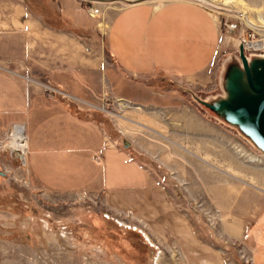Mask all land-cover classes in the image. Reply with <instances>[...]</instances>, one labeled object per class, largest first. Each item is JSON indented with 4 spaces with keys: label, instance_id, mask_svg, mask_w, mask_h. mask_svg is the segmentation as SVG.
<instances>
[{
    "label": "crops",
    "instance_id": "obj_1",
    "mask_svg": "<svg viewBox=\"0 0 264 264\" xmlns=\"http://www.w3.org/2000/svg\"><path fill=\"white\" fill-rule=\"evenodd\" d=\"M113 9L105 33V49L110 62L125 77L117 80L105 75V87L116 98L144 104L146 82L160 77L176 78L203 89L212 80L220 51L233 47L231 36L218 20L196 2L146 1ZM34 30L40 33L35 35ZM74 38L80 37L43 19L34 23L26 4L15 1L0 7L1 140L15 126H23L27 171L33 185L45 194L131 196L129 207L143 222L140 232L159 249L154 264H219L218 260H209L210 247H204V233L192 220L194 195H202L207 202L229 210L226 214L232 217L252 216L264 204L263 183L258 182L259 190L252 188L250 182L244 183L256 190L253 191L226 180L222 168L233 170L241 165L234 159L235 137L197 114H185L190 125L185 126L184 132L204 139L200 153L204 164H192L184 157L186 173L170 167L178 175L176 181L184 185V195L166 189L163 174L151 172L142 156L144 153L162 164L158 150L148 149L135 140L128 142L137 154L124 146L121 150L95 114L71 110L60 103L62 100L37 91L47 84L68 99L94 102V91L101 81L96 79L95 68L80 66V55L69 53L76 46ZM121 106L127 107L125 103ZM192 121L200 127L195 133ZM171 153L172 157L177 155L173 150ZM227 154L230 160H226ZM247 165L244 170L253 169L257 180V164ZM187 171L190 175L195 172L194 178H189ZM260 176L264 182V170ZM228 178L242 182L234 175ZM193 181L198 189L193 188ZM226 184L230 190H226ZM227 193L230 195L225 204ZM241 230L237 224L233 229L236 236H240ZM259 259L264 261L263 256Z\"/></svg>",
    "mask_w": 264,
    "mask_h": 264
},
{
    "label": "rangeland",
    "instance_id": "obj_2",
    "mask_svg": "<svg viewBox=\"0 0 264 264\" xmlns=\"http://www.w3.org/2000/svg\"><path fill=\"white\" fill-rule=\"evenodd\" d=\"M15 1L26 4L28 10L32 11L34 23L43 19L50 25L78 34L80 38H74L76 46L70 48L69 53L80 55V66L95 68L96 79L101 81V85L98 83L94 91L93 103H83L71 97L68 99L60 90L47 84L37 91L62 100L60 103L71 110L95 114L103 126L108 127L121 150L123 141L129 140L143 143L148 149L158 150L156 152L162 164L152 161L149 155L142 153V156L149 163L145 165L151 172L155 175L163 174L166 189H175L178 194L184 195V185L176 181L178 175L172 170L176 167L181 174L186 173L184 157L192 160V164H204L200 160L201 150H204L201 141L204 142V139L184 132L185 126L190 125V122L185 121V114L190 113L224 128L235 137L237 157L234 156V159L241 165L233 170L222 168L227 181L236 187L240 185L256 190L261 186L258 182L264 184L260 179V171L264 170V156L235 130L213 118L196 101L223 96L220 69L230 59L238 60V48L243 40L247 44L260 45L259 51L244 49L248 58L264 56V0H201L208 5L198 2L221 22L238 24L235 30L224 28L232 38L233 47H225L220 51L209 86L198 89L176 78H156V81L146 82L142 95L144 104L116 98L105 87V75L107 79L113 77L121 80L125 77L113 66L106 53L104 39L108 21L114 12L113 8L131 3L0 0V7ZM156 1L169 0L154 2ZM95 9L99 10L96 16L92 15ZM62 16L72 21L64 20ZM34 33L36 35L40 32L34 30ZM35 79L41 81L42 78L36 76ZM122 103L127 107L122 108ZM133 107L140 109L134 110ZM197 128L200 127L196 121H192V132L195 133ZM126 149L137 154L130 143ZM172 150L177 153L175 157L171 156ZM230 159L227 154L226 160ZM247 164H257V180H254L253 169L244 170ZM194 173L190 175L187 171L189 178H194ZM229 175L236 176L243 183L232 182L236 180L228 178ZM249 182L252 183V188L244 184ZM117 184L122 185L121 182ZM195 187L199 188L193 181V188ZM254 189L252 190L256 191ZM226 190H230V185L226 184ZM229 195L226 194L225 204ZM194 196L191 204L192 220L204 233V247L208 245L211 250L208 254L210 261L218 260L219 264H264L263 259L257 260L260 256L264 257V204L252 216L232 217L226 214L229 210L207 202L204 196ZM130 197L122 193H81L67 197L45 194L33 185L26 160H21L17 153L11 152V148L7 151L0 150V264H154L159 249L140 232L143 222L137 217L136 211L129 207ZM236 224L237 228L243 230L240 236H236L233 231Z\"/></svg>",
    "mask_w": 264,
    "mask_h": 264
},
{
    "label": "water",
    "instance_id": "obj_3",
    "mask_svg": "<svg viewBox=\"0 0 264 264\" xmlns=\"http://www.w3.org/2000/svg\"><path fill=\"white\" fill-rule=\"evenodd\" d=\"M125 1V0H87ZM155 0H138L140 3ZM208 5L201 0H187ZM213 7V6H211ZM222 10L221 8H216ZM229 12L227 10H224ZM235 59V58H234ZM230 59L223 68L220 88L223 96L208 101L196 99L208 113L235 130L264 156V56L247 58L244 47L238 48L237 61ZM124 148L129 143L123 141Z\"/></svg>",
    "mask_w": 264,
    "mask_h": 264
},
{
    "label": "bare ground",
    "instance_id": "obj_4",
    "mask_svg": "<svg viewBox=\"0 0 264 264\" xmlns=\"http://www.w3.org/2000/svg\"><path fill=\"white\" fill-rule=\"evenodd\" d=\"M126 1V0H125ZM226 2V0H224ZM242 16V15H241ZM252 26H254L251 22H249ZM241 45H243L244 49L249 48L255 51H259L260 45L259 44H247L246 42H242ZM248 58V57H247ZM249 59V58H248ZM10 136V137H9ZM8 139L2 141V147L8 148L9 146H12V150H15L16 153L19 155L20 159L25 161L26 159V136L24 133L23 126H15L11 132L9 133ZM9 142V146H6V144ZM7 150V149H6Z\"/></svg>",
    "mask_w": 264,
    "mask_h": 264
},
{
    "label": "built area",
    "instance_id": "obj_5",
    "mask_svg": "<svg viewBox=\"0 0 264 264\" xmlns=\"http://www.w3.org/2000/svg\"><path fill=\"white\" fill-rule=\"evenodd\" d=\"M98 14H99V10H97V9H95V10L92 12V15H94V16H96V15H98ZM212 15L218 20L219 24H220L223 28L228 29V30H235V29H237L238 24H235V23H229V22H226V21L221 22V21L218 19L217 16H215L214 14H212ZM242 42H246V41L243 40ZM9 137H10V136H9ZM6 139H8V138L6 137L5 139L0 140V150L2 151V150H6V149H8V148H11V152H15V153H16L15 150H12V146H9V145H11V144H9V142L6 144V146H9L8 148H4V147L1 148V146H2V141L6 140ZM6 151H7V150H6ZM96 159H97V160H100V157H97Z\"/></svg>",
    "mask_w": 264,
    "mask_h": 264
},
{
    "label": "trees",
    "instance_id": "obj_6",
    "mask_svg": "<svg viewBox=\"0 0 264 264\" xmlns=\"http://www.w3.org/2000/svg\"><path fill=\"white\" fill-rule=\"evenodd\" d=\"M264 217V216H263ZM264 220V219H263Z\"/></svg>",
    "mask_w": 264,
    "mask_h": 264
}]
</instances>
